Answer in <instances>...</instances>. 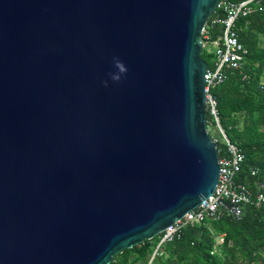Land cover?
Wrapping results in <instances>:
<instances>
[{"label": "water", "instance_id": "1", "mask_svg": "<svg viewBox=\"0 0 264 264\" xmlns=\"http://www.w3.org/2000/svg\"><path fill=\"white\" fill-rule=\"evenodd\" d=\"M218 2L0 0V264H110L212 194Z\"/></svg>", "mask_w": 264, "mask_h": 264}, {"label": "trees", "instance_id": "2", "mask_svg": "<svg viewBox=\"0 0 264 264\" xmlns=\"http://www.w3.org/2000/svg\"><path fill=\"white\" fill-rule=\"evenodd\" d=\"M235 30L247 50L242 71H229L211 94L221 129L243 156L240 181L254 188L255 181L264 182V1L250 15L239 18ZM210 32L211 41L201 53L207 68H213L212 46L220 41L223 28L216 25ZM206 125L217 129L209 109ZM217 141L220 157L226 146ZM219 236H223L221 243ZM158 241L155 237L123 250L111 263L146 264ZM155 260V264H264V206H246L240 220L223 218L188 226L179 239L161 246Z\"/></svg>", "mask_w": 264, "mask_h": 264}, {"label": "built area", "instance_id": "3", "mask_svg": "<svg viewBox=\"0 0 264 264\" xmlns=\"http://www.w3.org/2000/svg\"><path fill=\"white\" fill-rule=\"evenodd\" d=\"M264 0H242L239 2L219 0L211 16L200 33L201 48L211 41L213 26L220 25L223 32L220 41L212 46L214 52L213 68H207L204 73V94L206 109L214 117L218 133L226 149L218 157L219 174L217 184L212 194L204 199L191 213L175 221L157 236L158 244L146 264H154L161 246L171 243L182 236V231L188 226L200 225L206 221H219L223 218L240 220L246 206L261 208L264 206V182L255 181L254 188L240 181L239 173L243 156L237 146L230 143L221 129L217 113L216 101L211 90L222 84L229 71H242L247 50L239 42L235 30L239 18L250 15ZM216 143L217 139H212ZM255 172H252L254 175ZM219 242L223 236L218 237ZM112 264V263H110Z\"/></svg>", "mask_w": 264, "mask_h": 264}, {"label": "clouds", "instance_id": "4", "mask_svg": "<svg viewBox=\"0 0 264 264\" xmlns=\"http://www.w3.org/2000/svg\"><path fill=\"white\" fill-rule=\"evenodd\" d=\"M113 66H114L116 71L113 73H110V79L113 82H119L121 80L122 76H124L127 73L128 69L125 66V64L122 61H120L118 58L113 59ZM103 86L107 87L108 82L104 81Z\"/></svg>", "mask_w": 264, "mask_h": 264}, {"label": "rangeland", "instance_id": "5", "mask_svg": "<svg viewBox=\"0 0 264 264\" xmlns=\"http://www.w3.org/2000/svg\"><path fill=\"white\" fill-rule=\"evenodd\" d=\"M207 131H208V133L212 139H217L219 141H222V138H221L220 134L218 133V130L215 127L208 126ZM155 263H156V260H155L154 264Z\"/></svg>", "mask_w": 264, "mask_h": 264}]
</instances>
